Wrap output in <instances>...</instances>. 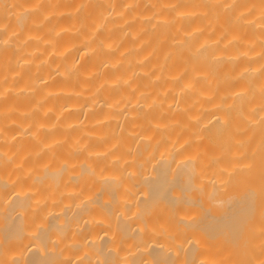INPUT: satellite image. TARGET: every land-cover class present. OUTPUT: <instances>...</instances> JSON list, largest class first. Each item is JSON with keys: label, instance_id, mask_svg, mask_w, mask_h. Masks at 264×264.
Segmentation results:
<instances>
[{"label": "bare ground", "instance_id": "6f19581e", "mask_svg": "<svg viewBox=\"0 0 264 264\" xmlns=\"http://www.w3.org/2000/svg\"><path fill=\"white\" fill-rule=\"evenodd\" d=\"M0 264H264V0H0Z\"/></svg>", "mask_w": 264, "mask_h": 264}]
</instances>
